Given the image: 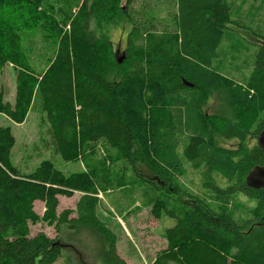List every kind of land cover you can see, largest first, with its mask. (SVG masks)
Listing matches in <instances>:
<instances>
[{"label":"trees","instance_id":"trees-1","mask_svg":"<svg viewBox=\"0 0 264 264\" xmlns=\"http://www.w3.org/2000/svg\"><path fill=\"white\" fill-rule=\"evenodd\" d=\"M43 2L0 0V71L8 64L19 69L15 105L0 94V114L22 124L37 107L48 123L49 146L64 162L101 144L157 192L183 195L181 211L156 213L176 223L165 230L168 246L153 264H264V189L247 183L252 170L264 167V32L248 29L258 52L251 75L235 81L215 68L229 26L242 27L232 20L235 0H84L40 17L35 8ZM263 4L253 0L256 9ZM162 6L176 10L163 18ZM122 18L130 25L124 65L110 38ZM39 21L56 51L36 76L21 32ZM212 91L216 103L206 112ZM216 137L242 147L219 148ZM248 138L258 141L251 151L243 148ZM14 147L11 130L0 126V264H56L69 249L103 264H127L116 233L99 217L100 189L91 177L67 175L50 161L23 173L12 164ZM188 165L203 173L216 199L255 202L252 217L238 221L213 211L183 189ZM76 190L84 193L76 209L59 213V196ZM38 223L54 227L57 237L31 236L30 224Z\"/></svg>","mask_w":264,"mask_h":264},{"label":"rangeland","instance_id":"rangeland-1","mask_svg":"<svg viewBox=\"0 0 264 264\" xmlns=\"http://www.w3.org/2000/svg\"><path fill=\"white\" fill-rule=\"evenodd\" d=\"M83 1L44 0L43 5L35 9L36 13H39L38 16L41 17L42 12H46L49 16L53 6L69 7L71 5L70 10H74ZM235 1L237 3L233 6L232 20L242 27L229 26L230 34L226 35L227 38L218 52L215 68L224 77L243 81L251 75L258 52V47L254 45L258 41L248 29L264 32V4L259 10L256 9L258 5L253 7V0H248L246 5H243L244 0ZM175 10L168 6L163 7L161 16L166 18L167 14ZM27 18L30 20L33 17ZM33 24L32 28L21 32L22 52L29 60L36 76H40L54 58L56 47L52 39L39 27L42 21ZM129 30L130 25L125 18H122L120 24L110 33L116 58L121 61V65H124L125 61V45ZM18 72L19 69L11 64L0 71V94L7 104L15 105ZM215 103V92L212 91L209 93L205 111L211 112ZM0 126L9 128L15 138L12 164L21 172L29 173L43 161H50L67 175L87 174L91 177L100 189L99 217L116 233L118 253L127 264H153L157 254L167 248L165 230L175 226L176 222L163 213L160 218H157L156 213L162 211L163 207L181 211L185 200L183 195L170 196L157 192L137 176L118 151L105 149L101 144L84 150L75 160L64 162L60 155L49 146L48 123L44 113L37 107L29 113L22 124H15L0 114ZM257 143V140L248 138L243 148L251 151ZM215 144L219 148L230 150L242 147L237 140L226 141L219 137H216ZM214 179L220 187L227 186L221 176L215 175ZM179 184L187 192L199 196L211 210L231 215L238 221H245L252 217L256 207L255 202L243 196H237L232 200L216 199L206 189L203 173L194 171L189 165L186 176L179 180ZM83 194L76 190L71 196H59V213L75 210ZM35 211L42 216L45 211L44 204L36 202ZM30 231L31 236L43 232L52 238L57 237L55 228L45 223L30 224ZM63 232L64 238L66 230ZM69 258L75 264H103L85 253L80 256L71 249L64 251L63 258L56 264H66Z\"/></svg>","mask_w":264,"mask_h":264},{"label":"water","instance_id":"water-1","mask_svg":"<svg viewBox=\"0 0 264 264\" xmlns=\"http://www.w3.org/2000/svg\"><path fill=\"white\" fill-rule=\"evenodd\" d=\"M121 64V61H118ZM187 86H190L186 84ZM259 146L264 151V130L259 139ZM247 183L250 187L255 189H264V167H257L251 171L247 178Z\"/></svg>","mask_w":264,"mask_h":264}]
</instances>
